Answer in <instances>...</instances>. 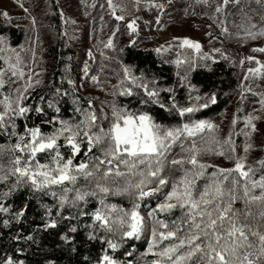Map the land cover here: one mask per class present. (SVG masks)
I'll return each mask as SVG.
<instances>
[{
	"label": "snow or ice",
	"instance_id": "obj_1",
	"mask_svg": "<svg viewBox=\"0 0 264 264\" xmlns=\"http://www.w3.org/2000/svg\"><path fill=\"white\" fill-rule=\"evenodd\" d=\"M172 3L173 0H131L129 7L127 3L107 0V7L116 21L126 23L133 36L129 43L134 46L140 19L135 13L154 10L163 13ZM196 3L212 11L210 19L217 23L222 35H231L226 26L227 17L234 14L228 10L231 5L241 18L239 24L233 21L235 26L245 29V23L248 25L249 30L242 33L245 38L264 37V0H215V3L196 0ZM18 6L28 12L23 3ZM249 13L259 17V24ZM60 16L64 18L63 11ZM0 18L7 24L13 19L6 9L0 11ZM159 19L156 15L157 23ZM35 23L32 18V24ZM114 35L115 31L108 37L105 48L114 46ZM208 35L209 43L217 38L211 32ZM172 41L176 43L167 42V47L160 45L155 52L158 55L168 50L176 52L175 59L169 62L175 65L179 82L187 89V105L176 102L174 88L159 89L156 77L150 78L143 72L137 76L131 65H122L123 76L111 90L101 85L96 75L90 77L94 86L111 100L81 97L79 88L89 75L87 62L80 85L66 65L60 86L50 88L47 98L39 95L37 101L33 93L42 84L39 76L44 70L37 71L39 65L33 66L34 49H29L32 59L26 60L21 55L22 45L17 50L6 36L0 35V136L5 138L0 143V222L9 227L13 221L20 223L26 217L27 201L18 207L8 203L16 193L50 196L55 202L41 203L44 222L34 233L17 234L13 240L38 243L36 236L40 230L57 226L53 207L56 216L69 220L74 217H65L62 209L74 207L79 217L90 218V223L83 225L88 229L87 238L101 243L98 257L85 256L86 264H135L129 258L132 251H125L124 258L116 253L128 240H140L145 231L148 236L147 247L141 253L143 264H264V158L247 164L248 154L254 148L264 151V142L257 146L253 139L255 135L264 136L256 124L257 120H264V91H254L250 83L264 80V59L254 55L240 58L241 105L230 118L227 134L222 136L218 123L196 115L216 103L217 93L209 89L201 94L198 85L192 83L191 74L198 69L212 73L221 56L226 61L230 57L218 47L204 51L199 41L187 36H174ZM181 49L188 52L182 53ZM251 52L264 54V46H254ZM88 56L93 58L90 49ZM245 81L249 83L246 85ZM65 83L67 87L63 86ZM161 91L170 94V103L161 100ZM245 92L259 97L253 101L259 104V109L244 112ZM141 93L140 105L156 104L165 111L174 110L180 122L174 125L158 122L149 111L129 107L116 99ZM65 98L72 105V115L67 118L61 115L60 107ZM45 105L55 114L49 117ZM33 116L39 117L40 123ZM18 121L23 122L22 130ZM44 126L50 130L46 131ZM235 137H243L242 144ZM238 147L242 151L238 152ZM205 155L222 156L232 162V167L205 161L202 159ZM81 179L85 185L79 184ZM113 195L127 196L129 205L111 203L109 197ZM90 198L96 200V206L87 212L81 205ZM146 201L155 204L145 216ZM80 226L70 225L68 233H76ZM60 239L72 252L76 251L74 235L61 234ZM132 247L135 251V245ZM24 251L16 248L19 254ZM0 264L26 262L5 252L0 256ZM44 264L56 262L45 259Z\"/></svg>",
	"mask_w": 264,
	"mask_h": 264
},
{
	"label": "trees",
	"instance_id": "obj_2",
	"mask_svg": "<svg viewBox=\"0 0 264 264\" xmlns=\"http://www.w3.org/2000/svg\"><path fill=\"white\" fill-rule=\"evenodd\" d=\"M213 3H215V0H213ZM253 7L256 6L253 5ZM47 10L49 15L48 19L46 20V25L55 29L59 22V15L57 6L53 0H49L47 4ZM228 10L234 13L233 15H229L227 17V23L230 25V31H237L238 33H241L240 35H229L230 37H233V40L236 42L237 46H245L250 44L260 45L264 43V37H259L255 40L245 38L242 33L245 30H249L247 23H245V29L237 28L233 21H235L236 24H239L241 22V18L239 15L235 14L236 9L231 5L228 6ZM249 15H252L253 20L259 24L258 16H255L253 13H249ZM15 24L13 20L10 24L5 23L4 20L0 21V35L6 36L10 44L13 47H17V50H19L18 46L20 45H22L24 49L26 47L25 42L30 31L21 25ZM229 36H226V41L228 40L227 37ZM36 39L37 37L35 38V41ZM65 40V36H63L59 30H54L50 41L44 45L40 51V56L35 57L33 66L35 67L36 65H39L38 69L44 70L39 76V78L42 80V84L39 85L36 88V91L33 93V96L37 101L39 95H45L47 98V96L50 94V88L60 86L61 77L64 76L66 72V65L70 67V75L76 80L77 84L80 85L82 82L80 80L81 72L79 64V52L77 51L76 53L71 43H68ZM224 48L227 51L226 53L229 52V55H234L233 49H230L227 44H225ZM95 51L96 62L92 63V73L96 70H100L105 76H111V79H113L111 85L105 88L111 90V86L117 84L121 79L123 76L122 65H131L132 72L137 76L143 72L150 78L153 76L156 77L157 87L159 89H165L169 87L174 88V97L178 104L187 105L189 103L187 99V89L186 87L181 86L176 75L177 69L175 65L168 61L169 59H175L176 52L172 51V53H167V55H163L162 53L158 55L153 48H141L136 45L133 46L130 45L129 41H126L120 47L114 45L112 48H105L103 45H100L95 47ZM180 51L182 53L188 52L187 49H181ZM101 52L106 54L107 59L104 58V55H100ZM21 55H25L26 60L32 59V53H27L26 55L25 49ZM231 56H228L230 59L227 61L223 57H220L218 62L214 65V72L212 73H208L203 69H198L196 72L191 74L192 83L198 85L201 94L207 92L209 89H212L217 93L216 103L210 105L206 109H201L196 114L197 117L210 119L212 117L221 115L233 104L234 100H237V98L240 97L241 89L238 87V85L242 80V69L237 67V64L232 61ZM88 85H85L83 81V86L79 88L78 92L81 97H99V101L112 99V97L107 99L108 96L98 94L99 91L96 93L89 90L91 87ZM63 86L67 87V84L65 83ZM96 88L97 87H95V89ZM259 89L260 88H257L255 90ZM135 91L140 90L136 89ZM142 95L143 94L141 93L140 96L133 97L119 96L116 99L121 104H128L129 107L143 108L144 110L149 111L158 122L173 125L180 122V117L174 110L165 111L156 104H147L143 106L140 105L139 100L142 98ZM169 95L170 94L166 91L160 92V98L165 103H170L168 100ZM192 95L195 96L196 93L193 92ZM245 97V101L247 99L254 100L259 98L258 96L252 95ZM99 101H97V108H99ZM60 107L61 115L64 118L72 115V105L68 98H65L64 101L61 102ZM45 110L48 112L49 117L55 114L52 110L47 109L46 105ZM33 120H35L36 123H40L39 117L33 116ZM18 124L21 126L22 130L23 122L18 121ZM228 128L221 132L222 136L227 134ZM44 129L46 131L50 130L48 126H44ZM235 139L238 144H241V137H235ZM3 142H5V138L0 136V143ZM255 144L257 146L260 145L259 143ZM177 151H179V149H177ZM237 151L240 152L242 149L238 147ZM262 158H264V151H261L259 147H256L248 154L247 164H255L257 160ZM202 159L217 164L220 167H232V162L226 160L222 156L205 155L202 157ZM176 174L178 175V173ZM79 184L85 185L86 182L81 179ZM88 186L90 187V185ZM25 201L28 203V209L26 217L20 223L13 221L9 227H4L2 222H0V256H3L5 252H8L12 254L14 258L24 259L26 264H44L45 259H53L55 260L56 264H86L84 259L85 256H89L92 259L98 257L101 243L99 240H89L86 235L88 229L83 227L85 223H90V218L87 216L79 217L77 215L78 210L74 207H66L65 209H62L63 215L65 217H74L71 220L61 219L60 217L56 216V209L53 207V216L58 221L57 226L47 230H40L36 236L38 243H32L31 241L25 242L23 240L18 243L16 240H13L12 237L14 235L20 234L22 236H26L29 233H34L37 226L44 222L45 210L41 207V203H47L49 205L55 204L50 196H42L41 194L28 196L27 193L23 191L16 193L13 197H10L8 203L14 207H18L21 206ZM109 201L111 203L121 204L124 206L129 205V198L127 196L113 195L109 197ZM146 204L147 208L144 211L145 216L148 208L154 206L155 201H146ZM95 206L96 200L94 198H90L87 204L81 205V208L84 211L91 212ZM237 207H240V205L237 204ZM176 214H178V211L174 213V215ZM77 223L81 225L78 227L77 232L68 233V228L70 225ZM146 223L150 225V221L146 220ZM65 233L74 235V244L76 248L75 252H72L69 247H66L63 241L60 239L61 234ZM147 236L148 232L145 231L140 240H128L123 245V247L117 251V257L124 258L125 251H132L133 255L129 258L133 259L135 264H143L144 258L141 257V253L147 247ZM133 245H135V251H133ZM18 246L25 249L22 254L16 252V248Z\"/></svg>",
	"mask_w": 264,
	"mask_h": 264
},
{
	"label": "rangeland",
	"instance_id": "obj_3",
	"mask_svg": "<svg viewBox=\"0 0 264 264\" xmlns=\"http://www.w3.org/2000/svg\"><path fill=\"white\" fill-rule=\"evenodd\" d=\"M57 6L59 15V22L56 28H51L46 25L48 19L47 4L49 0H0V11L7 10L10 16L13 18L15 25H21L28 29L29 36L26 40V47L24 48L27 53H31L29 49H35V57L40 56V51L43 46L46 45L53 35L54 30H59L60 33L65 36L68 43H71L74 50L79 52V64H80V78L83 76V67L85 62L89 66V75L84 77L83 81L85 85L91 87L89 90L98 92V94L105 96V92L97 87V91L90 77L96 75L104 87L110 86L113 79L111 76H105L102 71H95L92 73V63L96 62L95 47L103 45L107 42L109 36H113V44L120 47L126 41H130L133 36L129 34L124 21H116L111 15V10L107 7V0H53ZM114 3H127L131 6V0H113ZM23 3L24 7L28 9L25 13L18 5ZM103 5V7H101ZM63 11L64 18L61 19L60 13ZM130 11H134L130 8ZM119 9H117V15H119ZM140 19L137 21L139 30L135 35V45L141 48H157L160 45L167 47V42H172V37H190L199 41L203 45L204 51H209L212 47L221 48L225 55L231 56L225 50V44L230 49H233L234 55L231 56L232 61L239 66L240 58L247 55H254L260 59H264V54L253 53L251 48L254 46H264L263 44H250L245 46H237L233 37L229 34H221L220 27L217 23L210 19L212 11L205 9L203 5L196 3V0H173L172 5L169 6L163 13L153 12H136ZM159 15V23L156 22L155 16ZM103 17V19H101ZM32 18H35V25L32 24ZM130 18V17H128ZM4 20L0 18V21ZM147 22V23H145ZM211 25V27H209ZM229 29V33L237 34V31H230L229 23H226ZM118 28V30H117ZM211 32L217 38L209 43L211 37L208 33ZM33 36V37H31ZM226 36L227 41H226ZM31 37V39H30ZM37 37L36 41L35 38ZM92 51L93 58H89L88 50ZM175 52L174 50H168L161 52L163 55L167 53ZM38 53V54H37ZM104 53V52H103ZM175 55V53H174ZM213 55H215L213 53ZM26 59V56H23ZM167 57V56H166ZM222 57V56H221ZM104 58L107 59L106 54ZM169 59L168 61H171ZM35 62V61H34ZM248 66V62H245V68ZM254 66V65H253ZM92 67V68H91ZM39 71V69H37ZM98 72V73H97ZM243 79V77H242ZM81 80V79H80ZM249 81H246L247 85ZM254 91H264V80L256 79L250 81ZM260 88L259 90H255ZM95 89V90H94ZM245 96L252 95L249 92L244 93ZM253 96V95H252ZM110 96H108L107 99ZM246 99V98H245ZM245 99L242 102L244 112L247 113L253 109H259V104L253 101ZM241 105V97L234 100L233 104L227 108L221 115L212 117L220 125L222 131H225L230 125V118L235 112L236 108ZM259 114V113H254ZM257 127L264 132V120L256 121ZM254 143L261 144L264 142V136L255 135ZM243 141V137H241ZM242 144V142H241Z\"/></svg>",
	"mask_w": 264,
	"mask_h": 264
}]
</instances>
